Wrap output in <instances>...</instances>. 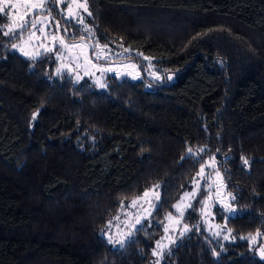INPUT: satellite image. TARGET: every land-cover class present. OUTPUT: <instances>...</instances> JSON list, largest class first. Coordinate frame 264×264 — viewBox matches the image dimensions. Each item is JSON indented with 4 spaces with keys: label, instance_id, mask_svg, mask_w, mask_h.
Returning a JSON list of instances; mask_svg holds the SVG:
<instances>
[{
    "label": "trees",
    "instance_id": "16d2710c",
    "mask_svg": "<svg viewBox=\"0 0 264 264\" xmlns=\"http://www.w3.org/2000/svg\"><path fill=\"white\" fill-rule=\"evenodd\" d=\"M87 7L85 25L58 14L63 37L132 50L123 59L140 81L109 76L101 89L56 74L52 55L14 49L25 31H7L0 11V264H264L248 240L261 233L264 247V0ZM146 57L165 81L149 77ZM209 161L234 197L235 216L214 209L232 241L202 223L209 192L196 188ZM155 186L150 221L113 247L108 224ZM185 193L188 230L158 262Z\"/></svg>",
    "mask_w": 264,
    "mask_h": 264
},
{
    "label": "rangeland",
    "instance_id": "374dc122",
    "mask_svg": "<svg viewBox=\"0 0 264 264\" xmlns=\"http://www.w3.org/2000/svg\"><path fill=\"white\" fill-rule=\"evenodd\" d=\"M40 0H7L0 3L3 13L9 16V24L6 30L20 31L24 33L25 38L14 49L29 58H40L44 55H52L57 63V69H60L59 75L67 74L76 82L88 79L98 88L107 87V78L115 76L118 79H130L140 81L142 75L138 65L133 61H126L123 58L131 54L130 49H112L104 47L102 44H93L89 41H80L69 43L62 35L61 24L58 14L61 13L66 19H73L85 25V17L89 13L80 7L85 0H43V7H33ZM69 5L71 7H69ZM31 21H35V27H29ZM25 25L24 29H20L19 25ZM27 53V55H25ZM148 61V75L155 82H163L164 77L156 69L151 58L146 57ZM175 80L174 75L168 77V81L172 83ZM103 85V87L101 86ZM203 173L200 172L197 181V188L205 189L209 192L203 209L202 223L206 229L212 234L222 236L226 242L232 241V233L227 226L218 224L215 220V207H221L227 216H235L236 210L232 206V195L227 192L220 174L216 169L214 161H209L203 167ZM183 195L179 202V209L176 208L177 214L170 216L168 223L165 225L164 235L160 241V246L155 249V259L159 262L163 252L175 242L178 233H185L183 218L187 208L190 206L193 193ZM158 197V198H157ZM134 201V200H133ZM125 203L119 214L110 222L103 235L108 240L112 238L113 247H123L130 241L134 232L150 221L153 212L160 201L159 186L153 187L148 191L145 197L135 199ZM139 219V223H137ZM262 235L254 234L248 238L252 249L258 254L260 259H264L260 255V239ZM117 240H123L121 246L116 243Z\"/></svg>",
    "mask_w": 264,
    "mask_h": 264
},
{
    "label": "snow or ice",
    "instance_id": "6c2138e0",
    "mask_svg": "<svg viewBox=\"0 0 264 264\" xmlns=\"http://www.w3.org/2000/svg\"><path fill=\"white\" fill-rule=\"evenodd\" d=\"M3 2H7V0H0V3H3ZM79 6L84 8V11H87L86 0H85V3L80 4ZM33 7H43V0H40V2L38 4L33 5ZM69 7H71V6L69 5ZM0 11H3V9L0 8ZM88 14L91 15V13H88ZM35 23H36L35 21H31L29 24V27H35ZM24 27H25V25H23V24L19 25L20 29H24ZM9 31H12L11 27H9ZM4 34L8 35V32H5ZM13 35H16V33L13 32ZM13 47L15 48V47H17V45H13ZM104 47H107V46L105 45ZM25 55H27V53H25ZM59 72H60V69H57V74H59ZM101 86L103 87V85H101ZM33 118H35V116ZM199 151L202 152V151H204V149L201 148V149H199ZM188 152H189V155H192V149L191 148L188 149ZM241 160H242L243 165H245V166L248 165L249 162L246 158H241ZM203 171H204V169H203V167H201L200 172L203 173ZM143 195L146 197L148 195V192L146 191ZM188 195H190V194L185 193V196H188ZM233 199H234V197H233ZM132 203H133V205H135L136 201L134 200ZM173 207L179 209V204L174 205ZM137 223H139V219H137ZM185 229L187 230V226H185ZM165 230L167 231V229H165ZM257 235H259V233H257ZM227 238L228 237H225V239H227ZM108 242L113 243V240L111 237H109ZM116 243H119L121 246H123L124 241L123 240H117ZM157 245L160 246V241L157 242ZM154 254H155V252H154ZM260 255L262 258H264V247H261Z\"/></svg>",
    "mask_w": 264,
    "mask_h": 264
}]
</instances>
